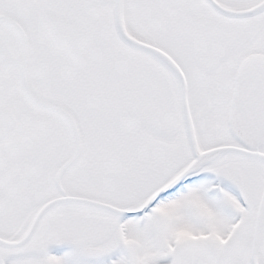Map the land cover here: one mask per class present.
I'll use <instances>...</instances> for the list:
<instances>
[{"label": "snow or ice", "instance_id": "1", "mask_svg": "<svg viewBox=\"0 0 264 264\" xmlns=\"http://www.w3.org/2000/svg\"><path fill=\"white\" fill-rule=\"evenodd\" d=\"M0 264H264V0H0Z\"/></svg>", "mask_w": 264, "mask_h": 264}]
</instances>
